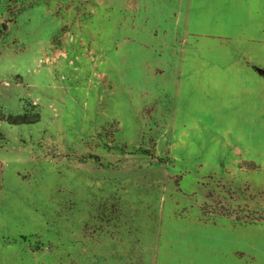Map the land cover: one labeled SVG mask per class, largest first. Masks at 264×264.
<instances>
[{"label":"rangeland","instance_id":"1","mask_svg":"<svg viewBox=\"0 0 264 264\" xmlns=\"http://www.w3.org/2000/svg\"><path fill=\"white\" fill-rule=\"evenodd\" d=\"M241 1L0 0V264H264Z\"/></svg>","mask_w":264,"mask_h":264},{"label":"trees","instance_id":"2","mask_svg":"<svg viewBox=\"0 0 264 264\" xmlns=\"http://www.w3.org/2000/svg\"><path fill=\"white\" fill-rule=\"evenodd\" d=\"M2 114L0 115V119L3 120V121H7V122H10V123H26V122H33V121H36V120H39L37 117H31L30 115L28 116L27 114H19V115H12V114Z\"/></svg>","mask_w":264,"mask_h":264},{"label":"water","instance_id":"3","mask_svg":"<svg viewBox=\"0 0 264 264\" xmlns=\"http://www.w3.org/2000/svg\"><path fill=\"white\" fill-rule=\"evenodd\" d=\"M256 69H257V71H258L260 74H262V75L264 76V68H262V67H257Z\"/></svg>","mask_w":264,"mask_h":264},{"label":"crops","instance_id":"4","mask_svg":"<svg viewBox=\"0 0 264 264\" xmlns=\"http://www.w3.org/2000/svg\"><path fill=\"white\" fill-rule=\"evenodd\" d=\"M239 2H242L241 0H239ZM264 11V10H263ZM261 29H264V27L263 28H261Z\"/></svg>","mask_w":264,"mask_h":264}]
</instances>
